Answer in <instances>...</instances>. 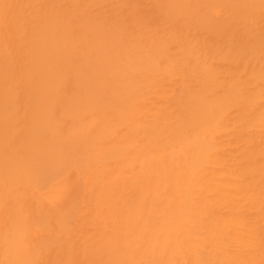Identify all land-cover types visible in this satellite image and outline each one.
Here are the masks:
<instances>
[{
    "label": "bare ground",
    "instance_id": "6f19581e",
    "mask_svg": "<svg viewBox=\"0 0 264 264\" xmlns=\"http://www.w3.org/2000/svg\"><path fill=\"white\" fill-rule=\"evenodd\" d=\"M0 264H264V0H0Z\"/></svg>",
    "mask_w": 264,
    "mask_h": 264
}]
</instances>
